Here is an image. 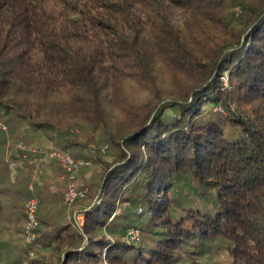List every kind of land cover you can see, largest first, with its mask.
<instances>
[{
    "label": "trees",
    "instance_id": "obj_1",
    "mask_svg": "<svg viewBox=\"0 0 264 264\" xmlns=\"http://www.w3.org/2000/svg\"><path fill=\"white\" fill-rule=\"evenodd\" d=\"M110 109L120 153L97 201L42 218L41 239L69 244L60 264H102L105 249L112 264H176L193 242L264 264V0H0L13 126L106 128ZM177 186L199 200L180 205Z\"/></svg>",
    "mask_w": 264,
    "mask_h": 264
},
{
    "label": "rangeland",
    "instance_id": "obj_2",
    "mask_svg": "<svg viewBox=\"0 0 264 264\" xmlns=\"http://www.w3.org/2000/svg\"><path fill=\"white\" fill-rule=\"evenodd\" d=\"M232 12L237 17L241 15V10L238 6H235ZM234 26L236 28L241 27L238 21L234 22ZM221 82L225 88H229L228 72L221 76ZM214 110L221 111V107L217 105ZM108 112L110 124L106 128L94 129L84 120L72 119L62 122L60 125L57 124L56 128L41 131L52 144L50 149H44L42 153L38 150L32 152V148L19 139L17 135L20 127H13V131H8L10 141L7 140L6 143H3V138L0 139V264H60L66 250L69 248V244L67 242L62 247H57L56 241L50 242L49 240L41 239L43 233L50 229L42 221L44 220L42 218L51 219L52 222H60L63 218L70 219L74 213L76 214L77 210L84 208V204L97 201L98 197L96 195L100 189L102 177L106 173L108 165L120 153L118 143H116L119 140L115 141L112 137L116 135L117 131L115 127L116 113L111 109ZM166 112L173 115L176 114V109L170 108ZM10 118L12 116L4 115L3 111L0 110V121L5 123L7 127L15 122L12 119L10 120ZM21 126L26 125L21 124ZM20 144L26 145L29 150L18 149ZM3 147L5 151L2 150ZM52 150L66 151L74 159H83L88 162V165L82 167L77 174V185L86 186L88 193L78 203L79 205L68 206L63 199L64 188L60 192L59 200L54 208V214H51L52 212L48 210L49 208L45 206L46 204H43L41 198L37 196L40 219L38 239L34 244L28 245L24 237L25 217L23 215L27 187L33 185L36 191L40 178L43 177L42 167L39 166V157L42 155L47 162H52L53 159H49L47 156V153ZM21 160L27 161V165H23L26 170L21 168L24 171L21 178L13 181L9 175H11L12 171L18 170ZM28 161L33 162V166L29 165ZM181 189V187L177 186L174 190L180 205L188 207V196L193 198L195 203L199 200V197L194 193L193 187L188 186L183 190ZM123 208L119 209L116 214H122ZM116 214L112 216L110 221ZM106 235L111 238L108 233ZM125 239L131 241L126 236ZM183 252V257L176 264H228L230 260L228 252L219 242L211 245L206 243L201 245L199 242H193ZM101 258L102 264H112L109 260L108 249L103 251ZM75 262L72 264H76Z\"/></svg>",
    "mask_w": 264,
    "mask_h": 264
},
{
    "label": "built area",
    "instance_id": "obj_3",
    "mask_svg": "<svg viewBox=\"0 0 264 264\" xmlns=\"http://www.w3.org/2000/svg\"><path fill=\"white\" fill-rule=\"evenodd\" d=\"M8 131L7 125L0 121V138L4 133ZM18 149L29 150L26 145L20 144ZM37 150L32 149V152ZM43 152V150H38ZM49 159L57 160L64 165V181L65 190L63 194V199L66 205L72 206L80 199L87 196L88 188L85 186L77 185V174L82 167L88 165V162L83 159H74L69 152L62 150H52L47 153ZM30 196L26 201L25 206V224H24V237L28 245L34 244L38 239V229L40 227L39 219V200L35 194V187L33 185L29 186ZM80 226L84 224V215H79L77 217ZM127 238L131 241H139L140 231L136 228H131L127 231ZM130 241V240H129Z\"/></svg>",
    "mask_w": 264,
    "mask_h": 264
},
{
    "label": "crops",
    "instance_id": "obj_4",
    "mask_svg": "<svg viewBox=\"0 0 264 264\" xmlns=\"http://www.w3.org/2000/svg\"><path fill=\"white\" fill-rule=\"evenodd\" d=\"M13 127L16 128L13 125L8 126V131L9 130L13 131ZM18 127H20V131L18 132L17 136L24 144L28 145L32 149L48 150L52 147V144L46 139L45 135L40 130L33 129L29 126L19 125ZM8 131L4 135H2V138L5 139L6 142L7 140L10 141L9 140L10 136ZM2 150L5 151L4 147ZM39 158H40L39 166L42 167L43 177L40 178L38 187L36 188V192H38V194L40 195L42 203L46 204L45 206L49 208L48 210L52 212L51 214H54L55 211L54 208L59 200L60 192H62L66 186L63 178L64 165L56 160H53L52 162H47L45 160V157L42 155H40ZM26 162H27L26 160H21V162H19L20 164L17 163L20 166L18 170L12 171L11 175H9L11 180L15 181L16 179L21 178L22 172H24L23 170H26L23 167V165H27ZM28 163L29 165L33 166V162L28 161Z\"/></svg>",
    "mask_w": 264,
    "mask_h": 264
}]
</instances>
